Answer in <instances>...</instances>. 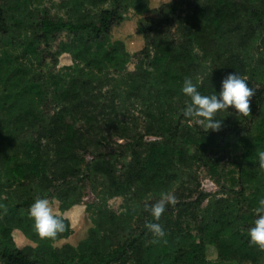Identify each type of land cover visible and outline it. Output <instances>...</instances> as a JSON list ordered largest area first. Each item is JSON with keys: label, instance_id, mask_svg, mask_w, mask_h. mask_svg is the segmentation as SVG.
Here are the masks:
<instances>
[{"label": "trees", "instance_id": "obj_1", "mask_svg": "<svg viewBox=\"0 0 264 264\" xmlns=\"http://www.w3.org/2000/svg\"><path fill=\"white\" fill-rule=\"evenodd\" d=\"M23 1L20 13L17 0H0V42L12 40L18 19L28 27L21 44L29 57L60 34L67 38L57 44L47 74L40 68L0 93V204L7 205V214L0 209V264H205L207 242L220 264H264V252L248 236L264 198L257 157L264 137H252L264 118V0H179L145 8L138 23L144 45L132 55L108 43L123 0H66L64 18L30 15L32 0ZM84 2L99 6L84 13ZM65 52L72 65L56 69ZM234 72L256 82L250 116L233 108L218 112V132L190 124L182 115L190 102L182 92L185 78L210 96ZM21 144H27L26 161L10 166ZM201 166L219 192L199 189ZM230 169L236 178L229 184L222 174ZM95 178L102 188L99 202L86 205L92 226L84 240L53 246L71 232L65 217L66 231L55 241L39 238L29 216L35 200L54 197L68 210L80 201V184ZM163 192L174 193L177 204L153 221L145 202ZM114 197L123 200L118 213L107 204ZM149 221L162 226L167 243L152 242ZM13 229L35 246H15Z\"/></svg>", "mask_w": 264, "mask_h": 264}, {"label": "rangeland", "instance_id": "obj_2", "mask_svg": "<svg viewBox=\"0 0 264 264\" xmlns=\"http://www.w3.org/2000/svg\"><path fill=\"white\" fill-rule=\"evenodd\" d=\"M179 0H123L121 17L118 22L112 27L111 33L108 37V43L114 46V42L120 43V47L124 49L128 54H133L139 51L144 45V39L142 35L138 32V23L141 20V15L143 14L145 8L154 9L161 4L167 2H178ZM85 8L82 10L84 13H92L98 6L95 2L93 4L89 2H84ZM17 6L20 13H23L26 6L23 0H17ZM106 6V5H105ZM28 10L30 15L41 14L42 11H47L51 16L65 17L66 14V0H32L28 5ZM149 17H154L153 14H145ZM16 31L13 33V38L9 42L3 40L0 42V56L3 54L0 60V93L7 90L10 86L19 82L20 78H28L32 73H35L40 69L45 70V74L49 71V67L53 65L52 53L57 49V44L61 40H66L67 36L65 33L60 34L57 39L51 43L50 46L41 44L37 47L38 54L27 55L28 52L24 44H21V40L25 38V33L28 27L25 23H22L19 19L15 21ZM51 55V56H50ZM73 63L71 52L62 53L56 64V69L62 66H71ZM255 63V62H252ZM250 63V64H252ZM135 64V59H131L127 65V69L132 70ZM253 66V64H252ZM27 72V73H26ZM256 72V71H255ZM249 82V87H256L254 80L247 79ZM36 78V77H35ZM28 96L33 98V103L37 102V96L29 92ZM133 112V111H132ZM129 121V118H126ZM252 137L255 140L264 137V118L262 122H258ZM113 140L119 141L120 139L115 135H112ZM145 140L154 139L152 136L144 137ZM262 140V139H260ZM120 140L119 142H121ZM19 151L16 153L15 158L11 161L10 166L15 163H20L26 161L23 151L27 150V144L19 145ZM240 155V152H238ZM90 157L85 156V160ZM226 158L220 163V165L226 164ZM226 165L225 169H229ZM224 169V171H225ZM223 171V172H224ZM197 177L199 183V189L209 192L211 195L219 192V186L214 182L213 177L210 176L206 167H199L197 169ZM223 177L227 179L230 184L232 178H236V170L230 169L226 174H222ZM225 179H221V182L225 183ZM16 187L15 184L7 188L8 192ZM100 179L84 181L80 184L77 190V194L80 197V201L70 207L68 210L62 211L59 207V202L54 197H49L50 201L55 202L54 206L62 217L68 219L71 232L70 234L57 242L53 243V246L60 247L63 244H69L71 246H76L80 241L84 240L86 237L87 230L92 226L90 222V210H86V205H93L99 202L98 193L101 189ZM108 207L115 212H120L123 206V200L121 197H114L108 201ZM206 201L204 202V205ZM193 233L196 235L195 228H193ZM12 238L14 245L21 248L24 246H35L34 242L29 240L20 229L12 230ZM207 242V240H205ZM204 259L205 264H220L219 256L216 248L210 244L205 243L204 245ZM84 254L89 255V252L85 250ZM91 256V255H90ZM93 263L96 261V257L91 256ZM153 264H162L159 259L153 260Z\"/></svg>", "mask_w": 264, "mask_h": 264}, {"label": "clouds", "instance_id": "obj_3", "mask_svg": "<svg viewBox=\"0 0 264 264\" xmlns=\"http://www.w3.org/2000/svg\"><path fill=\"white\" fill-rule=\"evenodd\" d=\"M182 92L190 98V102L182 110L183 117L190 123L199 126L208 132H218L222 128L223 120L216 119V114L221 111L235 109L237 115L248 117L251 113V99L255 95L249 87L245 77L237 73H230L222 80L221 91L210 96L201 95L191 78H185ZM259 168L264 170V151H258ZM53 201L46 198H37L29 208V216L33 221L35 233L41 239L55 241L58 236L66 231V223L58 214ZM254 209L258 217L254 226L248 229L250 246L264 252V198L258 200ZM177 198L172 192H163L154 203L145 202L144 208L153 221H159L168 206H175ZM0 209L7 214V205L0 204ZM145 227L152 233L153 243H167L166 233L157 222L149 221Z\"/></svg>", "mask_w": 264, "mask_h": 264}]
</instances>
